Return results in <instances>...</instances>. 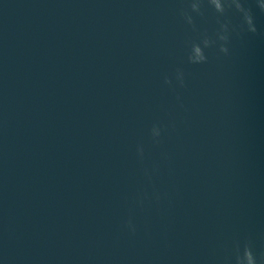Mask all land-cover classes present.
Returning a JSON list of instances; mask_svg holds the SVG:
<instances>
[{
    "label": "water",
    "instance_id": "water-1",
    "mask_svg": "<svg viewBox=\"0 0 264 264\" xmlns=\"http://www.w3.org/2000/svg\"><path fill=\"white\" fill-rule=\"evenodd\" d=\"M241 23L208 0H0V264H241L245 244L259 264L264 35Z\"/></svg>",
    "mask_w": 264,
    "mask_h": 264
},
{
    "label": "clouds",
    "instance_id": "clouds-1",
    "mask_svg": "<svg viewBox=\"0 0 264 264\" xmlns=\"http://www.w3.org/2000/svg\"><path fill=\"white\" fill-rule=\"evenodd\" d=\"M208 3H210L215 9V11L217 13H220L221 15H223L226 12V10L232 9L234 7L235 10L238 13H240L242 17V23L239 25V30L241 32H248L254 35L257 34L264 35V33H258V29L255 24V17L252 12V9L250 7H247L245 2H242V0H223V3L221 2V0H208ZM255 3L259 11L262 14H264V3H259V0H255ZM192 8L194 11L199 12L198 6L192 5ZM184 14L186 15V13ZM187 21L189 24H192L193 23L192 17H188ZM228 32H229L228 23H220V30L217 33V39L220 42H222L220 43L219 51L224 54H227L229 51L228 47H226V44L229 40ZM215 43L216 41L210 39L207 35L203 37V39L199 44L193 43L191 45V50L188 57L189 62L191 63L206 62L207 56L205 55L204 49L211 47ZM178 77L181 81V84H183V73H178ZM166 82L170 83V81L167 79ZM159 134L157 136H159ZM128 227L132 230L133 233L135 232V227L131 224V221L128 222ZM236 258L238 261L241 262V264H243V262L245 261L246 264H258V261L252 252L250 244L244 245L242 255L240 254V250L238 249ZM259 264H264V253H262L260 256Z\"/></svg>",
    "mask_w": 264,
    "mask_h": 264
}]
</instances>
